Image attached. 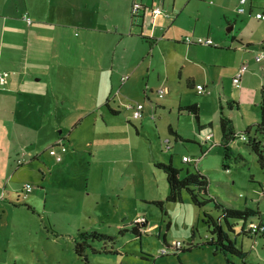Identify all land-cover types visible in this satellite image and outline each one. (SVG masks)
Masks as SVG:
<instances>
[{
  "label": "crops",
  "instance_id": "obj_1",
  "mask_svg": "<svg viewBox=\"0 0 264 264\" xmlns=\"http://www.w3.org/2000/svg\"><path fill=\"white\" fill-rule=\"evenodd\" d=\"M263 1L248 0L242 5L244 12L237 10L243 24L248 21L245 14L255 15ZM134 5L139 10L133 15ZM157 7L163 13L155 14ZM239 7L240 0H0V72L8 74L6 84L0 86V171L5 170L7 176L11 169L19 175L27 171L22 170L24 164L13 163L22 152L38 161L39 136L44 134L50 147L63 142L67 151L60 153L61 161L45 169L47 174L39 164L28 171L38 168L46 180L53 165L82 156L87 164V180L91 179L93 164L100 166L98 192L103 200L128 204L127 193L134 192L138 211L141 200H159L140 196V190L146 192L144 182L140 187V180L146 176L137 169L146 170L143 152L150 146L152 159L147 174L159 197H165L167 184L155 167L156 162L167 161L155 154L156 149H165L164 139L170 137V144L173 138L181 145L197 144L200 159L213 151L214 145L225 142L220 129L221 112L232 119L236 130L233 116L244 104L245 82L256 80L264 87V63L255 59L264 52V34L255 36L253 41L233 36L228 43L224 33ZM25 16L32 19L31 23L25 21ZM232 29L233 26L228 27L227 31ZM186 36L209 37L217 48L185 43ZM227 55L230 66L214 68ZM243 63L249 71L241 76L238 85H233V77ZM253 67H259L258 73L250 72ZM123 77L127 78L122 81ZM227 77L233 87L230 97L224 95L230 94L225 89ZM199 84L204 86V94L197 93ZM160 87L167 93L162 98L157 95V99L155 94ZM228 100L237 104L232 109H220ZM136 102L144 104L140 120H133L131 111L124 108L125 104ZM193 105L198 108V119L187 109ZM109 108L118 113L112 114ZM16 114L40 115L34 117L38 121L35 124L33 117L18 123L13 119ZM65 118L68 125L61 127ZM2 128L9 131L2 135ZM80 129L82 135L73 134ZM64 130L69 132L63 133ZM11 131H20L22 138L12 141L8 137ZM160 134L162 145L154 146L152 135L156 138ZM141 136H146L149 143L138 140ZM172 149L173 145L169 151ZM2 150L8 153L2 156ZM166 153L173 164V155ZM203 162L199 160L197 167ZM217 162L218 158L215 165ZM33 173L37 175L35 169ZM14 184L17 187H9L8 196L3 193L2 197L0 192V202L13 203L16 192L24 197L22 186L26 182ZM40 193L45 196L46 191L42 189ZM35 195L32 190L24 200H34ZM111 195L113 199L109 198ZM101 202L99 199L96 203ZM89 206L94 205H84L86 211H92ZM154 227L156 224L149 225V229Z\"/></svg>",
  "mask_w": 264,
  "mask_h": 264
},
{
  "label": "rangeland",
  "instance_id": "obj_2",
  "mask_svg": "<svg viewBox=\"0 0 264 264\" xmlns=\"http://www.w3.org/2000/svg\"><path fill=\"white\" fill-rule=\"evenodd\" d=\"M232 7H234V3H232ZM236 13L233 12L235 17L224 28L228 43H230L233 36L243 37L244 41H253L255 36L264 34L263 20H257L255 15L251 14L249 16L247 13L245 15L248 21L243 24L241 18H239L240 14ZM231 26H233V29L227 31V28ZM252 47L253 45L250 46V48ZM226 54L229 55V53ZM228 55L224 58V61H220L214 68L220 70L222 66H230L231 61ZM258 69L259 67H253L250 72L258 73ZM242 82H244V78ZM243 87L241 104H244L233 116L236 137L228 142L230 154L227 159L224 157L225 148L223 145H214L216 147L213 151L197 159L201 155L197 144L196 146L192 143L181 145L174 138L171 140V145H173L171 151L156 149L155 154L158 155L159 153L168 161L166 152L168 154L170 152V155H173V166L179 170L181 177L186 174L187 169L191 172L200 169L209 179V193L212 196L226 206L239 210L250 208L260 212V215L256 214L251 217V220L264 224V166L261 165L259 156L241 136V134L246 135L245 131L248 127L246 125L251 127L260 121V104L264 97V87L262 84L258 85L256 80L252 81V79L248 81V84L245 82ZM225 89L230 94L224 92V95L230 97L233 87L229 77L225 82ZM155 96L158 99L157 94ZM255 101H257V104ZM38 115L21 116L16 114L13 119L19 123L21 119L27 117L38 118ZM1 122L5 123L4 120ZM34 123H38L35 118ZM63 123L61 127L67 126L68 119L65 118ZM18 127L20 128L21 125ZM132 128L135 130L133 124ZM134 130L133 138L135 139ZM151 130L149 126L148 131L151 132ZM8 131V129L2 128L1 133L3 135ZM81 131L80 129L73 134L82 135L83 132ZM68 132L69 130L63 131V133ZM15 134L14 132L9 133L8 137L12 141L22 138L20 131L17 132L16 138ZM153 134H155V130H153ZM160 137L163 139L161 134L156 138L152 135L154 146L155 143L161 144ZM39 138L38 151H40V157L38 161L30 159L25 162L23 168H21L27 171L19 175L16 173V169H11V174L8 176L5 170L0 171L2 197L3 193L8 196L9 187L12 189L17 187L14 184L15 182L19 186L24 185V182L31 183L33 191L36 193L34 200L25 201L21 192L19 194L16 192L13 203L4 200L0 202V216L2 217L0 221V264H227L223 253L215 252L209 246H196L205 240L207 225L202 221L203 213L192 203L186 191L183 192L181 202H165V211L142 200L137 211L134 207V192L127 193L128 204L124 201L117 204L108 199L103 200L104 197L99 195L98 192L101 186L99 185L100 166L99 164H93L91 179L87 180V164L82 156L79 157V160L74 157V159H68L66 164L53 165L52 174L51 172L48 173L46 180H43L41 178L42 173L38 172V168H34L37 175L33 173L34 169L30 171L28 169L33 168L35 164H39L45 171L57 161L49 153L51 144L46 140L44 134L40 135ZM138 140L149 143L146 136H141ZM210 144L211 142H208L207 145ZM24 145L30 148L29 144ZM149 147L144 149L143 152L146 170L137 169L140 174L146 176L144 181L140 180V187H143V182L144 188L147 187L146 192L140 190V196L150 199L156 197L159 200H164L165 197H159L155 186L151 185L152 182L147 174L150 171L152 159ZM7 153L3 151L2 156ZM183 154L188 155L191 162H184L182 160ZM14 158L15 156L11 158L12 163ZM217 158L218 162L215 165ZM199 160H204V162L198 168ZM224 163L228 165L227 170L223 167ZM67 164L69 166H66ZM13 166H15L14 163ZM54 166L58 167L54 169ZM47 170L45 171L46 174ZM154 171H159L158 173L162 174L159 169ZM161 178L166 184L165 177ZM127 179L130 180V177L128 176ZM42 180L44 181L43 184H41ZM42 189L46 191L45 196L40 193ZM109 198L113 199L114 195ZM99 199H102V202L97 204L96 202ZM86 204L94 205L88 207L92 211H86L84 208ZM207 209L213 216L219 215V211L213 205L207 206ZM137 217H140L141 220L147 219L148 225L153 226L156 224V227L147 229L140 236H136L131 228L132 221ZM238 224L239 226H236L237 238L239 239L238 246L244 251L246 262L249 264H264V236L258 234L255 239L247 237L241 234V223ZM123 229H127V231L124 232ZM80 231L105 233L115 237L114 243L108 239L91 242V246L86 248L85 258L75 252V238ZM178 241L185 248L191 242L195 246L191 251L178 252V254H161L164 249L168 250L170 248H168V245L174 246ZM229 258L235 264H244L239 257L229 256Z\"/></svg>",
  "mask_w": 264,
  "mask_h": 264
},
{
  "label": "trees",
  "instance_id": "obj_3",
  "mask_svg": "<svg viewBox=\"0 0 264 264\" xmlns=\"http://www.w3.org/2000/svg\"><path fill=\"white\" fill-rule=\"evenodd\" d=\"M257 10L264 11V1L262 5H260L257 8ZM142 38L147 39V37H143V36ZM204 38H209V37H204ZM204 46L217 48L216 45H214L213 41H212V44L204 45ZM236 104H237L236 101L228 100L225 104L220 105V109H223L224 107H226L227 109H232L234 105ZM126 105L127 104H125L124 106L125 109H127ZM107 107L109 106L107 105ZM187 109H191V111L194 113L195 118L198 119L199 113H198V108L196 107V105L190 106ZM260 109H261L260 121L254 124L253 126L248 127L245 131L246 135L244 136H246L248 139L246 141L247 144L259 156V161L261 165L264 166V102L263 101L260 104ZM109 110L111 111L112 114L118 113L117 111L111 108H109ZM128 110L131 111V118L133 120H137L133 118V115H132L133 110L131 109H128ZM142 112L144 114V104H143ZM220 129H221L222 136L225 139V142L222 143V145L225 148L224 156L227 159L230 154L229 152L230 147H229L228 142L229 140L234 139L236 137V130L234 129L232 119L228 115L223 114L222 112H221V117H220ZM174 135L177 136V134L175 133ZM242 135L243 134H241V136ZM62 146L65 147L64 151H62V148H61ZM51 148L57 149V151L61 154L67 151V145L63 142L53 143V145L49 148V151ZM30 158L31 156L29 157V160ZM32 159L33 158H31V160ZM61 160H62V156H61ZM14 164H16V166H20V165L25 164V162L19 163L18 159L16 158ZM155 167L159 169L160 171H162V174L165 177V181L168 187V193L165 196L164 200H153L151 202H146V203L154 204L157 207H159L160 210L165 211V208H164L165 202H171V203L181 202L183 200V197H182L183 192L186 191L192 203L195 206H197L200 209V211L203 213L202 221L207 225V234H206L205 240L198 243L196 246L197 247L209 246V247H212L215 250V252L223 253L226 257L227 264H235L229 258V256L239 257L240 259H242V262L244 264H249L245 260L244 251L242 250L241 247L238 246L239 239L237 238L238 234L236 232V226H239L238 223H241L240 232L241 234L247 237L255 239V237L258 234L264 236V224L256 223L253 220H251V217L255 216L256 214L260 215V212L250 209V208L239 210V209L224 205L222 202L217 200L214 196H212L209 193V179L203 172H201L198 169H195V171H192V172L189 171V169H187L186 174L183 177H181L179 170H177L173 166L171 158L166 162H156ZM223 167L224 169H227L228 165L224 163ZM209 205H213V207L219 211L218 216H213V214L208 211L207 206ZM252 223H256L258 225V231L256 233L252 232L251 230L250 224ZM132 224L133 225H132L131 231L136 236H140L143 232H146L147 229H149L147 219L134 220L132 221ZM125 231H127V229H125L124 232ZM121 233L123 232L121 231ZM104 239H108L114 243L115 237L109 236L105 233H98L95 231H91V232L80 231L77 234V237L75 238V252L78 255L84 256L86 258V253H85L86 248L91 246V242L101 241ZM194 246H195L194 243L191 242L187 248L182 247L181 245L180 248L172 249V250L168 249L167 252H164V253L161 252V254L162 255H167L169 253L178 254V252L191 251V249ZM169 247L170 245H168V248Z\"/></svg>",
  "mask_w": 264,
  "mask_h": 264
},
{
  "label": "built area",
  "instance_id": "obj_4",
  "mask_svg": "<svg viewBox=\"0 0 264 264\" xmlns=\"http://www.w3.org/2000/svg\"><path fill=\"white\" fill-rule=\"evenodd\" d=\"M248 2V0H240V5H241V7H239L237 10L239 11V12H244L245 11V8L244 7H242V5H244L245 3H247ZM139 10V6L138 5H134L133 6V9H132V11H133V15L136 13V11H138ZM153 12L155 13V14H161V13H163V10H162V8H160V7H157V8H154V10H153ZM166 16H168L169 14L168 13H166L165 14ZM256 18H258V19H261V20H264V11H258V12H256ZM24 19H25V21L29 24V23H31V21H32V19L31 18H29V17H27V16H25L24 17ZM184 40H185V42L186 43H188V44H192V43H194V44H200V45H209V44H212V40L211 39H209V38H204V37H192V36H186L185 38H184ZM256 61L257 62H263L264 61V52H262V53H260V54H258L257 56H256ZM248 70V65L247 64H245V63H243L239 68H238V70H237V72H236V74H235V76L233 77V85H238L239 84V82H240V78H241V76L246 72ZM7 73L6 72H0V85L1 86H4L5 84H6V82H7ZM127 77H123L122 78V81H124L125 79H126ZM196 90H197V93L198 94H204L205 92H206V90H205V88H204V86L203 85H197L196 86ZM167 93V90L165 89V88H163V87H160L158 90H157V95L160 97V98H162V97H164L165 96V94ZM126 108L127 109H131V110H133V118L134 119H137V120H139V119H141L142 118V116H143V112H142V110H143V104L141 103V102H136V103H129V104H127L126 105ZM242 139L244 140V141H247L248 139H247V137L246 136H244V135H242ZM164 146H165V149L166 150H170L171 149V144H170V139L168 138V139H164ZM62 148V151H64L65 150V147H61ZM50 154L52 155V156H54L55 158H56V160H58V161H60L61 160V155H60V153L57 151V149H55V148H51L50 149ZM29 155L26 153V152H22L18 157H17V159H18V162L20 163V162H26L27 160H29ZM191 159L189 158V157H183V161H185V162H189ZM23 189H24V197H25V195L26 194H28L29 192H31L32 191V185L31 184H29V183H26L25 185H24V187H23ZM250 227H251V230H252V232H254V233H256L257 231H258V225L256 224V223H252V224H250ZM181 242H176L175 244H174V246H170V248H171V250L172 249H177V248H180L181 247ZM170 248H169V250H170ZM168 250H163L162 252L164 253V252H167Z\"/></svg>",
  "mask_w": 264,
  "mask_h": 264
},
{
  "label": "clouds",
  "instance_id": "obj_5",
  "mask_svg": "<svg viewBox=\"0 0 264 264\" xmlns=\"http://www.w3.org/2000/svg\"><path fill=\"white\" fill-rule=\"evenodd\" d=\"M256 14V13H255ZM166 150V149H165ZM167 151H169V150H167ZM183 159V158H182ZM190 162V161H189Z\"/></svg>",
  "mask_w": 264,
  "mask_h": 264
}]
</instances>
